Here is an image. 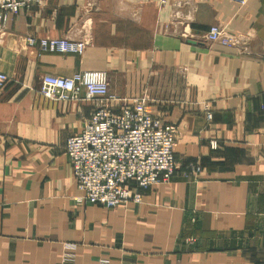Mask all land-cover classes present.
Here are the masks:
<instances>
[{
  "label": "crops",
  "instance_id": "crops-1",
  "mask_svg": "<svg viewBox=\"0 0 264 264\" xmlns=\"http://www.w3.org/2000/svg\"><path fill=\"white\" fill-rule=\"evenodd\" d=\"M214 25L237 42L206 41ZM27 36L90 44L41 54ZM83 71L175 130L177 171L141 203L75 201L65 141L95 103L38 90L44 75ZM0 72V264H264V0H42L10 15Z\"/></svg>",
  "mask_w": 264,
  "mask_h": 264
},
{
  "label": "built area",
  "instance_id": "built-area-1",
  "mask_svg": "<svg viewBox=\"0 0 264 264\" xmlns=\"http://www.w3.org/2000/svg\"><path fill=\"white\" fill-rule=\"evenodd\" d=\"M244 7L248 0H229ZM42 0H0V33L12 13L39 7ZM205 40L232 46L237 40L219 25L211 26ZM24 42L41 54L82 55L90 38L71 41L27 36ZM8 77L0 72V93ZM39 94L53 102L68 103L82 99L95 103V109L83 123L80 133L65 141V155L72 169L80 204L111 209L128 203L138 204L142 193L158 184L171 181L177 171L173 145L175 130L152 115L144 97L122 99L109 92L106 73L76 72L69 77L44 75ZM211 119L209 113L206 114ZM203 169L189 163L184 178L196 180ZM193 244V239H186ZM100 264H108L101 260Z\"/></svg>",
  "mask_w": 264,
  "mask_h": 264
}]
</instances>
